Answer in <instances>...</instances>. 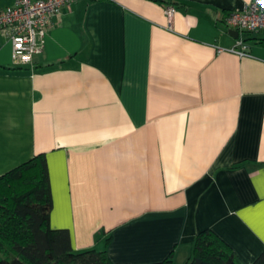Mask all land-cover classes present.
Wrapping results in <instances>:
<instances>
[{
  "label": "crops",
  "instance_id": "crops-1",
  "mask_svg": "<svg viewBox=\"0 0 264 264\" xmlns=\"http://www.w3.org/2000/svg\"><path fill=\"white\" fill-rule=\"evenodd\" d=\"M250 1L77 0L16 69L0 30V175L44 153L50 225L75 250L185 264L211 229L252 264L264 251V30L224 23ZM240 37L247 55L228 50Z\"/></svg>",
  "mask_w": 264,
  "mask_h": 264
},
{
  "label": "trees",
  "instance_id": "trees-1",
  "mask_svg": "<svg viewBox=\"0 0 264 264\" xmlns=\"http://www.w3.org/2000/svg\"><path fill=\"white\" fill-rule=\"evenodd\" d=\"M52 206L44 153L0 175V264H115L105 250H75L68 229L51 227ZM155 264H171V259ZM185 264L241 263L228 243L213 230L203 229ZM252 264H264V251Z\"/></svg>",
  "mask_w": 264,
  "mask_h": 264
},
{
  "label": "built area",
  "instance_id": "built-area-1",
  "mask_svg": "<svg viewBox=\"0 0 264 264\" xmlns=\"http://www.w3.org/2000/svg\"><path fill=\"white\" fill-rule=\"evenodd\" d=\"M77 0H14L13 4L0 8V30L11 42V60L15 66L31 65L43 52L45 36L51 18ZM176 7L165 6L168 26ZM224 23L240 32L264 30V0H251L243 9L229 11ZM229 51L240 56L249 54L248 47L240 37L237 46Z\"/></svg>",
  "mask_w": 264,
  "mask_h": 264
}]
</instances>
